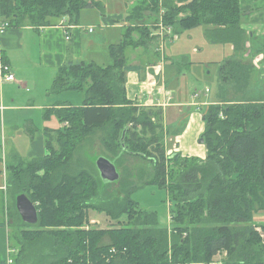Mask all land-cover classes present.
<instances>
[{
    "label": "trees",
    "instance_id": "trees-1",
    "mask_svg": "<svg viewBox=\"0 0 264 264\" xmlns=\"http://www.w3.org/2000/svg\"><path fill=\"white\" fill-rule=\"evenodd\" d=\"M102 6L96 0H0V18L17 29L55 26L65 18L77 25L83 10L98 9L105 16ZM135 10L130 18L140 22L150 15L153 31L145 25L128 29L122 42L110 46V65L77 61L61 67L49 94L83 92V106L57 102L46 116L55 115L64 128L48 132V155L6 166L7 191L24 227L14 264H210L218 254H224L225 264H264V223L254 221L264 213V102L231 97L203 108L207 157L202 160L168 154L173 144L166 142L171 134L163 108L132 102L126 90L127 73L142 69L128 63L126 50L149 47L162 27L174 35L213 27L212 43L234 44L237 56L245 52L240 0H144ZM253 73L238 57L226 60L219 68L221 91L226 86L245 93ZM97 130L106 132L104 157L117 168L126 156L144 159L152 167L148 181L121 183L116 191L98 171L72 174L76 151ZM150 183L168 191L171 229L132 198ZM21 194L39 210L36 226L24 224L17 211ZM91 211L118 227L90 228Z\"/></svg>",
    "mask_w": 264,
    "mask_h": 264
},
{
    "label": "crops",
    "instance_id": "crops-1",
    "mask_svg": "<svg viewBox=\"0 0 264 264\" xmlns=\"http://www.w3.org/2000/svg\"><path fill=\"white\" fill-rule=\"evenodd\" d=\"M240 4L243 12L241 29L248 37L245 52L237 56L234 44L212 43L208 35L214 28H203L208 43L217 45L216 47H226L219 49V51L216 48L215 55L209 53L216 57L215 61L210 60L208 62L210 67L211 65H217L219 73L220 65L223 62L237 57L253 67L254 73L249 87L243 94H235L232 87L226 88V86H224V91H221L222 85H220V90L217 91V97L214 94L212 95V91L209 89L205 91L209 95L199 93L189 81L180 79L182 75H189L191 70H188V68L192 63L187 62L181 65L175 60L172 61L174 65L167 68L162 65L161 49H156V45L137 49L128 48L126 50L125 56L128 63L127 51L133 49L130 58L135 60V63L129 64L142 68L139 71L127 73V98L132 102L143 103L146 106L163 108L169 134L178 133L175 138L169 141L173 146L169 149L168 154L180 153L183 157L206 159V145L200 143L206 128L202 115L203 108L223 103L222 101L231 97L235 102H242L244 98L264 102V87H260V83L264 81V0H240ZM114 8L122 10L124 5ZM109 9L111 10V8ZM91 10L95 9L83 10L80 14L81 17L84 18L85 11H87L86 17H88ZM137 13L135 9L131 12L127 10L116 11L114 9L112 12L105 13V16L99 14L97 16L98 22L105 26V30L94 37L85 36L82 30L84 29L86 34L92 35L95 33V31L90 32L93 28L89 26L91 23L85 20L86 17L83 20L84 23L80 22V17L79 23L70 31V40H67L65 30L61 27L63 22H69L68 18L59 20L55 26L40 29L31 26L19 29L8 28L0 36V52L11 66L16 77L15 82L0 81V132L2 133L0 136V165L3 164V168L0 170L1 199L6 200L8 197L6 166L20 159L31 160L47 156L49 153L46 141L48 132L56 133L62 129L60 128L61 123L55 115L46 116L45 114V119H43L42 114L41 128L35 125L36 122L32 119V114L34 108H38L36 106L38 98L33 93L39 92L41 96L49 97V91L59 69L70 62L85 61L95 62L101 66L110 65L108 61L111 60L109 55L110 46L122 42L128 29L144 21L140 20L139 22L130 18L131 15ZM149 17L152 18L150 15ZM0 23H2L1 18ZM147 25L152 24L147 23ZM164 31L161 29L155 33L157 40L153 44L158 43L164 47L165 38L170 39L168 32L165 38L161 37V33ZM175 36L180 38L179 35ZM192 36L193 32H191L190 37ZM133 37L139 39L136 33L133 34ZM99 52H102L104 63L98 62ZM87 59L90 61H87ZM32 62L36 66L34 70H31ZM175 65L183 67L180 68L182 69L180 72L178 69L176 70L179 74L172 71ZM35 70L43 72L36 75ZM227 93L230 94L229 97H227ZM19 96L22 97L20 101L18 100ZM52 103L53 101L46 98L40 109L42 108L46 112L56 108L57 102ZM181 120H184L186 126L184 125L185 128L183 129H178L175 126ZM7 129L11 131L10 139L7 137ZM171 129L174 130L171 131ZM28 137L31 142L30 148H22L19 151L20 144H22L20 139L27 140ZM21 150L22 152L27 151L26 158H22L20 155Z\"/></svg>",
    "mask_w": 264,
    "mask_h": 264
},
{
    "label": "rangeland",
    "instance_id": "rangeland-1",
    "mask_svg": "<svg viewBox=\"0 0 264 264\" xmlns=\"http://www.w3.org/2000/svg\"><path fill=\"white\" fill-rule=\"evenodd\" d=\"M144 0H96V2H100L103 6L104 13H109L114 11H134L138 4H141V2ZM125 3V4H124ZM124 5V8L122 10H119L118 8L114 7H120ZM128 7V8H127ZM111 8V10L109 9ZM87 11H85L84 18L86 17ZM82 14V13H81ZM88 17H86V21L88 23H91L89 26H92L95 33L89 34L85 33V36L94 37L98 34L102 33V31L105 30V26L98 22L97 16L101 14V12L98 9L91 10L88 13ZM94 14V15H93ZM106 15V14H105ZM81 17V15H80ZM83 17H81V23H84ZM151 20L153 21V18L144 19V21L147 23H151ZM147 23H137L135 25L136 28L145 25L150 28V30L153 31L152 25H147ZM87 26V27H89ZM86 28V27H85ZM155 32V31H154ZM191 32H193V36H191ZM138 37L140 38V33L135 32ZM154 35V34H153ZM170 39H165V45L164 47L161 46L158 43L151 44L150 46L156 45V49H161V57L163 61V66H166L167 68L171 67V65H174L172 61H177L179 64H185V63H192L189 65L188 70L189 75H182L180 76L181 80L189 81L190 84L193 85L194 89H196L199 93L202 92L204 95H209V93L205 92L206 89H209L212 91V95L214 94L215 97H217V91L220 90V79H219V73H218V66H212L208 65V62L210 60H216L215 55V49L219 51V49H223V47H216L217 45H211L207 42L204 36V28H197L194 30L183 32L181 35H179L180 38L175 36L173 33H169ZM176 37V38H175ZM138 40L137 38H135ZM171 41V42H170ZM181 46V47H180ZM226 48V47H225ZM209 49H211L209 51ZM133 49H129L127 51V56L129 59V63L133 64L135 63V60L130 58V53ZM212 53L213 55L209 54ZM99 63H104L102 52H99ZM181 56V57H180ZM98 57V56H97ZM166 57V59H164ZM87 61H90L87 59ZM109 64L112 63V60H108ZM141 62V61H140ZM28 67V66H27ZM35 65L32 62L31 70L35 69ZM210 67V68H209ZM183 67H180L178 65H175L172 69L173 72L182 71ZM29 69V67H28ZM27 71V70H25ZM36 75H39L40 72L43 71H34ZM175 74V73H174ZM260 87H264V81L260 83ZM191 89V88H190ZM192 92V90H191ZM183 91L181 92V94ZM194 93V92H193ZM192 93V95H193ZM38 98V102L36 106L38 108H34V112L32 114V119L36 122V126L41 128V116L43 114V119H45L46 112L43 111V109H40V106L44 105V101L47 99L53 101L52 104L56 102H64L67 104H71L75 107L83 106L84 104V93L78 92V91H66L62 93L61 95H50L47 96H41L39 92H34ZM228 95V93H227ZM230 95V94H229ZM22 99L21 96L18 97V100L20 101ZM204 99V97H202ZM50 104V105H52ZM8 120V117L6 118ZM47 119V118H46ZM181 122V124H180ZM175 127L178 129L185 128L186 124L184 120H181ZM8 123V122H7ZM166 124V123H165ZM185 125V126H184ZM60 128H64V124L60 125ZM168 128V127H167ZM174 128V129H176ZM174 129H171L174 130ZM42 130V129H40ZM7 137L10 139L11 131L7 129ZM0 132V136H1ZM106 135V132L103 130H97L94 134L89 135L85 141L82 143L81 147L76 151L74 160H73V166H72V174H76L81 169H87L91 172H97L96 170V162L100 157H104L106 148L102 142V138ZM175 138V137H174ZM20 139V149L22 148H30L31 142L30 138ZM170 139H173V136L168 135L167 143L171 141ZM55 147L58 149L60 147L59 144L55 142ZM22 158H26L27 151L24 150L21 154ZM0 170L3 168V164L0 165ZM118 171L121 175V179L119 182L114 183L112 186V190H118L121 183H130L132 181L136 182L137 184L144 183L148 181V177L152 175V167L150 164H148L144 159L139 157H134L132 155L126 156L124 158V161L118 165ZM99 172V171H98ZM97 175L99 177L100 173ZM132 198L134 201L138 202L140 205V208L143 210H146L148 212L156 213L158 216V219L160 220V225L164 228L171 229L172 222L170 219V197L168 194V191L157 184H146L139 186L138 189H136L132 193ZM14 198L12 194H8V197L6 200H3V198H0V264L3 262H8L9 254H11V258L16 261L19 252L21 251L23 247V243L17 240V237L19 236V233L24 230V227L19 225L18 221V215H15L14 210ZM254 221L257 224L264 223V213H258L254 216ZM88 226L90 228L94 229H101V230H110L112 228H117L118 225L116 222L112 221L109 217H107L105 214H99L97 212L91 211L88 221ZM21 234V233H20ZM27 256H32L31 252H28ZM222 261L223 264H225L224 259L221 257H215L213 259L214 262ZM51 261V260H50ZM212 261V262H213ZM228 264V263H227Z\"/></svg>",
    "mask_w": 264,
    "mask_h": 264
},
{
    "label": "water",
    "instance_id": "water-1",
    "mask_svg": "<svg viewBox=\"0 0 264 264\" xmlns=\"http://www.w3.org/2000/svg\"><path fill=\"white\" fill-rule=\"evenodd\" d=\"M200 143L205 144V139L202 138ZM96 167L104 182L114 184L120 181L121 175L118 168L109 159L100 157ZM16 208L24 224L36 226L39 223V210L27 194H21L16 198Z\"/></svg>",
    "mask_w": 264,
    "mask_h": 264
},
{
    "label": "built area",
    "instance_id": "built-area-1",
    "mask_svg": "<svg viewBox=\"0 0 264 264\" xmlns=\"http://www.w3.org/2000/svg\"><path fill=\"white\" fill-rule=\"evenodd\" d=\"M61 27L65 30L67 40H70V38H71L70 31L75 28V25H72L69 22H67V23L63 22ZM8 28H10L9 22L6 21V22L0 23V36L3 35ZM162 30H165L164 32L161 33L162 38L164 37L165 32L166 33L167 32L173 33L172 29H170V28L164 29L162 27ZM90 32H94V29H91ZM0 81L1 82H15L16 81V77H15V75L11 69V66L4 63L3 55L1 52H0ZM207 91L209 92V90H207ZM139 104L144 105L143 103H139ZM10 256H11V254H9L7 264H14V260ZM218 256L224 259V254H218L216 257H218ZM72 262H73L72 260H69V262L67 264H73ZM210 264H223V262L221 260L218 262L213 261Z\"/></svg>",
    "mask_w": 264,
    "mask_h": 264
}]
</instances>
